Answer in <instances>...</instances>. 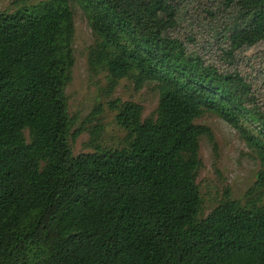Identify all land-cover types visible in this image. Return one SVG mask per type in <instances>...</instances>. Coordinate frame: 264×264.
Here are the masks:
<instances>
[{
    "label": "trees",
    "instance_id": "1",
    "mask_svg": "<svg viewBox=\"0 0 264 264\" xmlns=\"http://www.w3.org/2000/svg\"><path fill=\"white\" fill-rule=\"evenodd\" d=\"M200 1L229 66L264 43V0ZM79 2L95 36L90 66L135 89L154 82L157 108L142 118V106L122 103L126 145L74 155L69 0L0 11V264H264V201L242 204L227 191L200 218L195 182L199 140L211 137L195 120L212 112L256 147L264 188V114L252 84L189 50L192 35H173L175 0Z\"/></svg>",
    "mask_w": 264,
    "mask_h": 264
},
{
    "label": "rangeland",
    "instance_id": "2",
    "mask_svg": "<svg viewBox=\"0 0 264 264\" xmlns=\"http://www.w3.org/2000/svg\"><path fill=\"white\" fill-rule=\"evenodd\" d=\"M45 1L48 0H0V11L13 13ZM200 2L175 0L181 20L173 35L183 40L192 35L193 41H186L189 50L196 51L220 69L235 68L252 84L255 103L264 114V84L261 81L264 43L240 52L234 65L229 66L220 56L222 43L213 37L210 31L213 24L202 11ZM69 3L75 29L74 64L65 86V96L71 121L70 133L81 130L77 137H69V145L74 155L93 152L96 143L120 149L126 145L127 132L116 122L118 106L132 101L142 106V118L153 116L158 104V88L154 82H147L140 89H135L133 80L129 78L112 83L105 70L90 66L88 51L94 44L95 36L89 16L79 0H69ZM195 123L206 126L211 132V137L203 136L199 140L201 166L195 178L202 199L199 217H205L227 191L231 198L242 204L263 202L264 188L255 184L260 169L256 147L239 129L212 112H204ZM249 126L255 128L256 124Z\"/></svg>",
    "mask_w": 264,
    "mask_h": 264
}]
</instances>
